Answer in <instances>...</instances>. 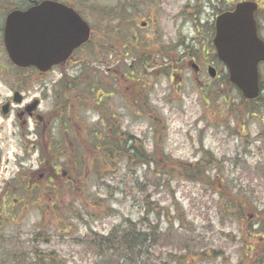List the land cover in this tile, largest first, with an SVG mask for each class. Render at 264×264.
Here are the masks:
<instances>
[{
  "label": "rangeland",
  "instance_id": "374dc122",
  "mask_svg": "<svg viewBox=\"0 0 264 264\" xmlns=\"http://www.w3.org/2000/svg\"><path fill=\"white\" fill-rule=\"evenodd\" d=\"M231 1H90L87 17L106 55L101 89L115 88L114 97L99 104L91 89L98 79L92 63L77 86L59 83L61 71L44 79L0 80L2 264H33L5 261L13 245L30 258L35 245L45 255L56 252L59 264H104L91 241L127 220L162 232L165 252L160 260L151 257L152 264H264V107L245 104L225 72L218 80L206 74L197 83L185 64L194 57L187 47L197 51L198 60H215L216 52L206 47L212 42L209 26ZM133 67L138 72L131 76ZM63 70L75 74L80 68ZM260 74L264 85V65ZM16 91L25 101L12 103L14 111L5 117L2 106ZM137 95H144L138 103L148 101L147 110L129 105L132 97V105L138 104ZM34 100L41 101L43 123L17 117ZM120 129L135 140L129 147L152 158L149 167L117 153L113 144ZM94 132L105 142L96 141ZM62 136L64 157L52 150ZM38 233L44 240L33 243Z\"/></svg>",
  "mask_w": 264,
  "mask_h": 264
},
{
  "label": "water",
  "instance_id": "95a60500",
  "mask_svg": "<svg viewBox=\"0 0 264 264\" xmlns=\"http://www.w3.org/2000/svg\"><path fill=\"white\" fill-rule=\"evenodd\" d=\"M42 9H61L67 19L59 27L70 36L63 39L66 46L53 45L52 40L46 41V46L33 36L30 24H23L16 14H12L7 21L5 47L10 60L22 68L37 67L48 71L54 65L66 60L72 51L84 44L90 34L88 25L70 8L47 3ZM259 5L255 1L238 3L232 11L221 14L216 21V36L214 44L219 59L225 63L230 73V81L248 100H255L260 95L259 65L264 62V41L259 37L255 14ZM38 17H54L55 15L37 14ZM31 17V15H30ZM40 29V28H39ZM52 29V28H51ZM54 31H49V35ZM42 52H45L41 56ZM62 57V58H61ZM212 77H216L211 70ZM15 102L22 103L19 93L15 94ZM36 101L27 107L31 114L38 108ZM10 105L4 106L7 115Z\"/></svg>",
  "mask_w": 264,
  "mask_h": 264
},
{
  "label": "flooded vegetation",
  "instance_id": "af4514ba",
  "mask_svg": "<svg viewBox=\"0 0 264 264\" xmlns=\"http://www.w3.org/2000/svg\"><path fill=\"white\" fill-rule=\"evenodd\" d=\"M90 1L92 0H0V48H4V52L0 51V57L2 56L8 60V64H4L3 59L0 62V80H31V79H44L48 76L54 75L57 71H61L58 73L59 78V83L63 82L64 80H78L83 76L84 73V68H86V65H90V63L95 64L97 66V76L98 79L96 80L97 82V92L98 96L101 98L98 102L101 103L102 99L105 98H113L115 95V88L114 93L113 92H106L105 90L101 89L102 88V81L100 77L103 75V72L101 70V67L103 63L105 62L104 58L106 57L105 54H103L101 44L99 39L96 38L95 36V26L91 23V21L87 17V6H90ZM129 1V0H126ZM47 3H52L54 5H59V6H65L70 9H72L80 18L83 22L89 25L90 29V37L88 42L84 43L80 47L74 49L70 56L64 60L62 59L61 63L53 66L51 69L48 71H42L37 67H29V68H22L16 66L14 63L11 62L9 55L7 53L6 47H5V36H6V28H7V21L9 17L12 14H16L19 18V21L23 24H30L32 27L31 32L33 33L34 37H37V39H41L44 43V47L46 46V41L47 40H52L53 45H57L60 47L66 46L63 44V39L66 37L70 38L65 31H61L59 29L60 26H62V23H65L67 19L62 15L63 11L61 9H42L40 8L41 6L47 4ZM129 6H126L124 9H128ZM91 11V9H90ZM218 12V11H217ZM37 14H47V15H55L54 17H38ZM31 15V17H30ZM220 15V13H217L216 17ZM213 18V19H214ZM99 20L97 19L96 22ZM216 21V19H215ZM215 21H213V24L209 26L210 28V37L212 38V42H210L208 45H206L207 49L208 46L211 47L212 51H215V46H214V36L216 34V26H215ZM125 21H123V24ZM112 30L118 32V29L113 28L110 26ZM40 28V29H39ZM52 28V29H51ZM149 28V24L143 23L142 29L147 30ZM49 31H54L49 35ZM129 32L132 34H135L133 28L129 29ZM137 34L134 35V38L136 41H139V38L136 37ZM163 42H160L159 45L162 46ZM163 47V46H162ZM182 47V46H181ZM165 48V47H163ZM187 50L189 53L194 54L193 59H190L189 62L185 63L187 66L191 65L192 67V72L193 75L196 79L197 83H201L202 77L206 74L210 76V71L215 70L216 72V78L214 80H218L220 75L225 72L224 75L225 79L228 80V70L226 66L215 56V60H209L204 58L203 60H198L195 58V56L198 54L195 49L192 47H187ZM102 51V52H101ZM205 51V49H204ZM113 52L116 53L117 50L113 48ZM45 52H42L41 56L44 55ZM207 56L210 52H206ZM110 53H107L109 55ZM128 56V55H127ZM166 56V55H163ZM90 57V58H87ZM62 58V57H61ZM94 59V60H93ZM187 60V57H182L178 59V64L182 66V63ZM69 65H74L77 66V68H80L79 72H76L75 74H70L69 72L67 73L63 69L65 66ZM131 72L129 71L128 74L131 76H134L138 70L135 69V67L132 68ZM160 69H163L164 71L166 70L164 66H160ZM4 72V73H3ZM144 74H141V76ZM166 74L164 73L163 76ZM117 76V74H115ZM126 74L123 75L124 78H126ZM138 80V83L145 85L143 80L140 78V76L137 74V77H135ZM171 81L173 78H170ZM126 80H132L136 81L135 79L131 77H127ZM228 81H226L227 83ZM96 88V89H97ZM64 90H61L60 92L63 93ZM208 93H211L213 90L208 89ZM69 92V90H67ZM133 95V93H132ZM144 95H137L135 98H137V103L141 102V97ZM134 100V97H132L130 104L133 109H138L145 111L147 108L150 106L148 104V101L144 100L142 103L136 104V106L132 105V102ZM13 99L6 101L7 102H12ZM25 101V98H24ZM41 102V101H40ZM209 103V102H208ZM14 110L11 108L9 112V116L12 114ZM17 117L20 120H27L34 122L35 124H38L40 122H44L45 116H42L39 114L38 110L33 112L32 114H29L27 111L26 106L23 108L19 109V111L16 112ZM54 116V114H53ZM51 119V118H50ZM102 118L100 117L99 122L102 124L103 122ZM23 124H26L25 121H23ZM43 176L40 175V178H43Z\"/></svg>",
  "mask_w": 264,
  "mask_h": 264
},
{
  "label": "trees",
  "instance_id": "16d2710c",
  "mask_svg": "<svg viewBox=\"0 0 264 264\" xmlns=\"http://www.w3.org/2000/svg\"><path fill=\"white\" fill-rule=\"evenodd\" d=\"M209 2H213V0H207ZM245 1V0H232L231 6L224 10H229L234 7V4ZM260 3V12L258 13L259 18V28L260 31L264 32V13L261 17V12H264V0H255ZM73 83L78 85L80 83L76 80H70L68 86L71 87ZM230 84V83H229ZM91 88L94 90V85ZM231 88L237 90L232 84H230ZM262 86V91L264 92V85ZM66 87V86H65ZM91 87V86H90ZM238 91V90H237ZM242 97V96H241ZM245 104H257V107H264V98L261 96L260 99L254 103L246 102V100L242 99ZM259 102H261L259 104ZM259 104V105H258ZM249 111V110H248ZM249 113V112H248ZM104 127V126H103ZM106 129V128H104ZM121 131V129H120ZM93 137H96L95 132L92 134ZM62 136L61 141L55 140L52 143L53 152L57 151L58 154L62 153V156L65 154V145L66 138ZM97 138V137H96ZM127 138L124 142L122 139ZM119 142L117 144H113L117 153L122 155L123 158L131 159V161H140V166L142 168L146 166H150L152 163V158L147 156L142 150L140 151L137 148H131L128 145L131 141H135L133 138H130L127 134L120 132ZM105 142V140H103ZM103 146H108L103 143ZM96 149L98 146L96 144ZM55 150V151H54ZM136 150V153L133 151ZM109 152L111 150H108ZM61 155V154H60ZM111 155V154H110ZM107 158V155L106 157ZM188 177H191V170H186ZM147 213V211H146ZM149 215V214H148ZM15 218H13V221ZM145 221V219H144ZM181 221V220H180ZM11 222V221H9ZM168 223L172 224L171 221L168 220ZM139 224L132 223L131 220L126 221V225L120 228H115L111 231V233L107 236L94 237L91 241L92 245H96L99 249V254L101 258L104 260V264H152L151 257H154L155 260H160V256L164 254L165 248L160 244V236L162 232H158L157 227L152 228L149 231L141 230ZM156 226V225H152ZM139 227V229H137ZM123 228V231H122ZM62 233V232H61ZM64 233V232H63ZM44 240L43 234L38 233L36 237H33L32 242L36 243ZM32 249L35 251L32 254V257H28V253L26 250L21 249L18 245H13L11 247L8 246L6 249V253L4 255V260L7 261L9 258L19 261H33V264H59V260L56 252L51 251L49 254L45 255L42 252L37 251L35 245H33ZM207 256V255H206ZM171 257L174 256L171 254ZM2 256L0 255V264H2ZM178 260V259H177ZM177 260H173L172 262H176Z\"/></svg>",
  "mask_w": 264,
  "mask_h": 264
}]
</instances>
